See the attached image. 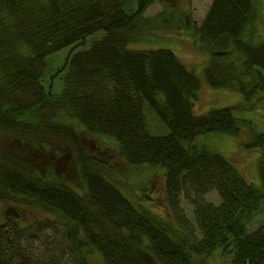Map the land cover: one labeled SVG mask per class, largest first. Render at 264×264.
Here are the masks:
<instances>
[{
	"label": "trees",
	"instance_id": "16d2710c",
	"mask_svg": "<svg viewBox=\"0 0 264 264\" xmlns=\"http://www.w3.org/2000/svg\"><path fill=\"white\" fill-rule=\"evenodd\" d=\"M128 2L0 0V264H34L32 242L47 217L70 264H92L94 255L103 264H204L212 256L264 264L244 242L248 222L208 201L211 185L186 143L192 131L197 139L241 134L233 152L253 154L258 183L247 188L264 200V0H212L199 23L181 6L191 0H138L130 14ZM155 3L160 10L144 17ZM160 26L190 29L199 58L188 65L196 71L207 57L202 88L237 92L240 105L196 115L194 73L169 49L129 48ZM100 31L58 69L62 91L46 89V59ZM241 109L258 113L235 117ZM78 130L112 143L135 173H159L162 187L135 190L142 177L134 176L125 189L85 151Z\"/></svg>",
	"mask_w": 264,
	"mask_h": 264
},
{
	"label": "rangeland",
	"instance_id": "374dc122",
	"mask_svg": "<svg viewBox=\"0 0 264 264\" xmlns=\"http://www.w3.org/2000/svg\"><path fill=\"white\" fill-rule=\"evenodd\" d=\"M138 0H129L125 6L126 13L130 14L135 12L136 3ZM212 0H191L190 6L188 3H183L184 8L188 10L190 7V14L195 22L199 23ZM180 5V3H179ZM160 10V3H155L149 7L144 17H152ZM178 11V9L176 10ZM261 28L264 29V15L259 22ZM144 38L140 45L134 46L131 44L129 48L134 49H169L177 58L185 65V67L194 73L199 79L201 85V92L199 94V102L197 103L194 113L196 115H202L209 109H222L225 107L234 108L241 103V96L239 93L229 90H215L202 86L205 83L203 68L207 62V57L203 55L200 58V67L195 71L188 64H198L199 54L196 52L193 44L195 43L194 34L190 29L183 28H165L160 26L159 30H152L150 33L148 30H142ZM103 32H97L91 36H88L84 42V45L68 47L53 56L46 59V65L43 69L41 82L46 89L51 87L53 94H58L62 91V82L60 76L57 75L58 69L63 65L65 58L71 51H79L87 49L94 41L99 40L103 36ZM261 35L259 36V38ZM191 46V47H188ZM258 112H252L250 110H240V117L234 113L237 118L251 119L253 121V114ZM257 125V124H256ZM260 130H264L257 125ZM78 136L81 145L86 152L97 157L99 160L106 162L111 169H113L120 181L123 182L125 189L129 186L125 183L126 178L131 181L132 177H142L134 185L135 190H140L146 187L151 188V193L157 192L162 187L161 178L159 173L150 174L141 171L135 173L132 169L126 167L123 162L118 158L116 148L109 141L96 138L88 135L83 130H78ZM244 136L243 139H245ZM241 134L239 137L229 136H217L211 135L208 137L196 138L194 132H189L186 136V143L190 149L193 158L196 161L198 168L205 175L211 185V191L207 195L208 201L214 204L224 203L234 212L239 213V217L248 222V232L244 237V242L251 250L253 255L257 259L264 258V200L255 198L248 190V182L258 183L255 162L252 165L253 154L246 152L238 154L233 151H241L239 149V143L241 140ZM204 147V148H201ZM216 153V154H210ZM218 153V154H217ZM250 155L252 157L250 158ZM224 156L225 161L220 158ZM237 173V174H236ZM113 183L118 187L121 186L120 181L112 177ZM28 222L35 220L36 214L26 212ZM190 217V212H187ZM50 222H43L41 227L40 238L37 241L32 242L34 264H70V255L68 250L62 244L60 240V228L54 222L51 221V217H47ZM45 216H42V220H47ZM22 223V222H21ZM46 225H51L52 228ZM20 247H25V240H21ZM23 254L30 253L28 251H22ZM92 264H103V261L99 255H94L89 259ZM204 264H230L228 259L221 257H210L204 259Z\"/></svg>",
	"mask_w": 264,
	"mask_h": 264
}]
</instances>
